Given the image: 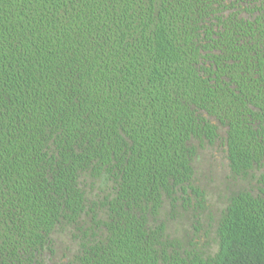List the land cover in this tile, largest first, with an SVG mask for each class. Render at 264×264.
<instances>
[{"label":"trees","instance_id":"16d2710c","mask_svg":"<svg viewBox=\"0 0 264 264\" xmlns=\"http://www.w3.org/2000/svg\"><path fill=\"white\" fill-rule=\"evenodd\" d=\"M0 264H264V0H0Z\"/></svg>","mask_w":264,"mask_h":264},{"label":"rangeland","instance_id":"374dc122","mask_svg":"<svg viewBox=\"0 0 264 264\" xmlns=\"http://www.w3.org/2000/svg\"><path fill=\"white\" fill-rule=\"evenodd\" d=\"M199 156L200 157L199 159H197L195 166L200 174L201 183L204 185L206 189L208 188L211 194L214 196V198L210 196V199L211 201L215 202L213 203L215 205L217 203L216 201L217 194L214 191V189L218 185L223 186L224 181L228 180L229 167L226 166L223 155L215 147H211L207 145L206 150L203 149L200 150ZM176 226L182 227V221L181 220L176 221ZM67 231H68L67 233H63L60 236L61 245L64 247L61 249H66L69 246H74L76 249L77 247L75 245H72L74 243L73 241L74 234H72L71 232L73 231V229ZM207 242L211 246L214 245V241L212 239L207 240ZM58 247L60 248L61 246L58 245ZM213 247L214 248L212 251H215L216 248L215 246Z\"/></svg>","mask_w":264,"mask_h":264},{"label":"flooded vegetation","instance_id":"af4514ba","mask_svg":"<svg viewBox=\"0 0 264 264\" xmlns=\"http://www.w3.org/2000/svg\"><path fill=\"white\" fill-rule=\"evenodd\" d=\"M217 150L219 149V147H215ZM226 148V147H225ZM225 148H222V152L221 151H219L222 155H223V158H224V161H225V164H227V166H228V160H227V158H226V156H227V152H225Z\"/></svg>","mask_w":264,"mask_h":264}]
</instances>
